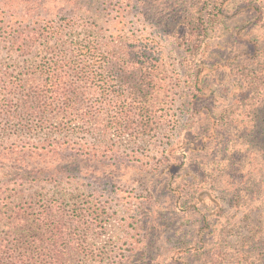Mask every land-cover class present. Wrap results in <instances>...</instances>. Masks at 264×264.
<instances>
[{"label": "trees", "instance_id": "trees-1", "mask_svg": "<svg viewBox=\"0 0 264 264\" xmlns=\"http://www.w3.org/2000/svg\"><path fill=\"white\" fill-rule=\"evenodd\" d=\"M243 1L249 5L256 2ZM225 2L0 0V38L10 51L32 56L25 60L29 63L27 69L0 64V125L7 124L17 131L24 129L35 134H41L50 125L66 128L70 134L51 141L55 150L70 142L69 135L73 136L79 130L93 137L90 147L82 146L91 151L95 146L146 144L149 137L154 138L161 125L167 122L158 106L156 69L160 40L157 38L171 40L184 57L181 70L184 118L177 133L163 134L165 141L161 140L160 154L161 161L167 163L164 171L168 173V179L172 178L167 187L183 198L188 193L187 186L175 182L169 147L173 144L172 138H177L183 129L193 127L191 120L197 114V104L209 89L204 73L208 65L199 56L200 48L213 36L216 26L225 21ZM101 4H106L113 21L124 23L120 32L110 30L108 34H102L98 27L100 16L94 14L93 7L96 6L95 11L100 10ZM36 11L46 14L37 19L33 14ZM61 13H64L61 21L43 23L47 17ZM130 15H139L141 24L147 23L155 29L153 36L148 38L150 42L141 34H128L126 20ZM78 28H81L80 33ZM51 40L55 43L51 44ZM218 62L221 64L220 60ZM239 72L250 84L249 94L219 114H214L213 110L204 113V125L191 136L187 144L190 147L183 152V157H188L189 152L202 153L212 142L218 141V153L225 152L221 173L228 169L227 160L235 159L237 154L248 153L254 158H262L264 153V120L260 115V110L264 109V69L252 70L245 66ZM260 119L261 124L258 123ZM233 122L242 123L243 128L233 130L231 138L225 140L220 126ZM236 142L247 145L238 149ZM212 163L219 164L217 159ZM35 171L32 172L35 178L44 175ZM45 173L51 177L49 173L53 172L46 168ZM54 194L60 196L42 197L35 211L27 213L19 203L8 209V196L0 192V219L5 217L11 224L8 229H0V264H61L64 255L71 257L79 253L82 244L77 231L87 223L83 230L92 229L94 221L101 216L100 207L92 203L79 207L77 202L64 201L67 193ZM230 195L233 204L237 200ZM244 220H250L249 214L242 218ZM254 235L250 233L244 243H237L236 247L226 243V239H220L213 247L195 254L202 256L207 264H262L259 255L251 256Z\"/></svg>", "mask_w": 264, "mask_h": 264}, {"label": "rangeland", "instance_id": "rangeland-1", "mask_svg": "<svg viewBox=\"0 0 264 264\" xmlns=\"http://www.w3.org/2000/svg\"><path fill=\"white\" fill-rule=\"evenodd\" d=\"M225 1V21L216 26L213 36L200 48L199 56L208 65L204 73L209 89L197 104V114L191 120L193 127L172 138L169 147L175 182L187 186L188 193L183 198L167 187L172 178L168 179L164 171L167 163L161 161L160 154L161 140L165 141L163 134L177 133L184 118L181 108L184 57L171 40L157 38L160 40L156 69L158 106L167 122L146 144L95 146L91 151L82 146L90 147L93 137L79 130L69 135L70 142L55 150L50 143L70 134L66 128L50 125L41 134H35L0 125V192L8 196V209L19 203L27 213L34 212L42 197H59L54 194L59 192L67 193L66 199H61L65 202H77L79 207L86 203L100 207L101 216L92 229L83 230L87 223L77 231L82 244L79 253L64 255L61 264H207L195 252L213 247L220 239L236 247L250 233L255 234L251 256L259 255L264 264V153L262 158L237 154L235 159L227 160L228 169L224 173L221 169L225 152L218 153V141L212 142L207 151L189 152L188 157H183L190 147L187 144L191 136L204 125V113L213 110L219 114L249 94L250 84L239 70L245 66L264 69V0H256L252 5L243 0ZM105 6L101 4L98 12L93 6L94 14L100 16V31L104 35L110 30L120 32L124 23L113 21ZM33 14L41 19L46 13ZM62 15L47 17L43 23H57ZM138 16H128L127 32L141 34L150 42L148 38L155 29L141 24ZM78 30L80 33L81 28ZM27 58L32 56L10 51L0 38V64L27 69ZM36 59L37 56L33 60ZM260 115L264 120V109ZM242 126L233 122L220 128L225 140H229L232 131L241 130ZM235 145L244 149L247 143ZM214 159L219 164H213ZM46 168L53 172L49 173L51 177L45 173ZM33 170L44 175L35 178ZM230 194L237 200L233 204ZM247 214L250 220L242 221ZM10 225L7 218L0 219V229H8Z\"/></svg>", "mask_w": 264, "mask_h": 264}]
</instances>
